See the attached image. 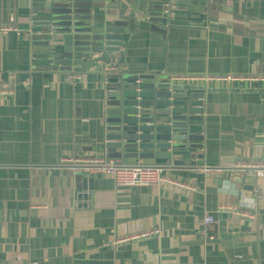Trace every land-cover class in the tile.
<instances>
[{
  "label": "crops",
  "instance_id": "0c3cea01",
  "mask_svg": "<svg viewBox=\"0 0 264 264\" xmlns=\"http://www.w3.org/2000/svg\"><path fill=\"white\" fill-rule=\"evenodd\" d=\"M158 1L77 0L71 10L56 11L78 13L91 34L122 37L111 54L116 73L264 75V0H173L167 21L147 23L140 13L153 12ZM34 8L42 6L0 0V28L9 30L0 34V88L10 93L0 97V262L264 264V172L233 167L264 162V85L205 89L202 150L181 153L200 155L194 166L112 160L161 166L192 191L118 187L109 176H95L83 208L80 180L63 161L107 159L105 74L83 65L33 66L24 40ZM202 167L221 172L203 174ZM243 171L248 175L235 183ZM253 180V191H245ZM204 217L213 219V239L202 234ZM155 230L157 236L134 238Z\"/></svg>",
  "mask_w": 264,
  "mask_h": 264
},
{
  "label": "water",
  "instance_id": "95a60500",
  "mask_svg": "<svg viewBox=\"0 0 264 264\" xmlns=\"http://www.w3.org/2000/svg\"><path fill=\"white\" fill-rule=\"evenodd\" d=\"M73 2L77 0H32L42 8L31 10L30 29L24 40L31 64L61 67L66 71L73 65H83L95 73L105 74L106 126L101 148L107 159L194 166L193 159L199 160L201 156L182 158L181 153L199 154L202 150L208 91L203 87L171 84L170 76L116 73L112 69H118V65L111 54L118 52L122 37L110 35L111 30L91 34L89 26L80 25L82 19L78 18V13L56 11L71 10ZM59 4L63 6H57ZM171 5L173 0H159L153 12L139 13L147 23H153L149 18L167 21ZM133 27L134 20L130 18L129 33ZM247 175V171H243L235 183L240 184ZM75 176L76 182L80 180V205L86 208L89 194L95 193L96 179ZM253 183L254 180L246 183L245 191L252 192Z\"/></svg>",
  "mask_w": 264,
  "mask_h": 264
},
{
  "label": "built area",
  "instance_id": "2783aa9c",
  "mask_svg": "<svg viewBox=\"0 0 264 264\" xmlns=\"http://www.w3.org/2000/svg\"><path fill=\"white\" fill-rule=\"evenodd\" d=\"M8 29L0 28V34L8 33ZM72 79L79 81L80 77L77 75L72 76ZM170 83L181 86H196L203 87H240L243 88L248 85H264V75L252 76V75H239V74H175L170 76ZM235 86V87H234ZM10 93L7 90L0 88V97H7ZM64 164H67L75 175H82L85 177L95 176H109L111 177L116 186L118 187H136L145 186L152 187L159 184L168 186H177L183 191H192L193 187L182 183L181 181H175L167 177L165 174V168L161 166H142V165H123L116 161L108 160L102 157L91 158H77V159H65ZM234 169L237 170H258L264 172L263 161H242L234 164ZM203 174H212L221 172L220 170L212 169L210 167H202L197 170ZM223 211H231L232 208L224 206L221 208ZM239 216L247 219H252L251 216L238 213ZM203 230L202 234L207 235L210 239H213L211 234V227L213 225V219L211 217H204L202 220ZM159 234L158 230L143 232L137 234L134 238L145 239ZM0 264H8L0 262Z\"/></svg>",
  "mask_w": 264,
  "mask_h": 264
}]
</instances>
